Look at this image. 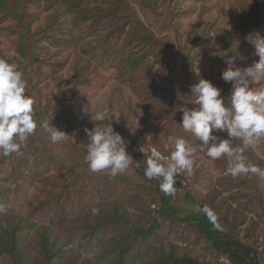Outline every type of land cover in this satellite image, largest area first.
I'll use <instances>...</instances> for the list:
<instances>
[{"label":"rangeland","instance_id":"rangeland-1","mask_svg":"<svg viewBox=\"0 0 264 264\" xmlns=\"http://www.w3.org/2000/svg\"><path fill=\"white\" fill-rule=\"evenodd\" d=\"M256 17L264 0H0V59L23 73L37 121L19 155L0 154V238L15 235V257L3 252L0 264H157L163 253L233 264L195 224L159 214L157 184L138 168L153 148L171 154L169 136L197 149L193 174H177V216L207 206L264 264V177H233L227 157L212 160L179 125L180 109L195 107L191 85L203 78L227 97L221 73L259 60ZM90 107L116 116L101 125L112 124L133 159L115 177L85 160ZM44 120L68 138L51 142ZM243 156L264 169V139Z\"/></svg>","mask_w":264,"mask_h":264},{"label":"clouds","instance_id":"clouds-1","mask_svg":"<svg viewBox=\"0 0 264 264\" xmlns=\"http://www.w3.org/2000/svg\"><path fill=\"white\" fill-rule=\"evenodd\" d=\"M259 60L246 67H228L221 73V78L231 84L230 95H221V89L211 81L199 79L190 86L191 109L182 107L181 123L187 133L199 141L200 151H205L209 158L217 160L227 157L229 173L233 177L245 174H257L264 177V169L245 163L243 150L254 147L264 139V89L253 90L252 85L264 81V37L259 35L250 39ZM229 65L234 61H225ZM26 82L23 73L15 63L0 59V154L19 155L21 148L30 135L37 129L34 119V98L26 94ZM95 122V127L86 129L89 139L85 160L91 172H107L111 177L124 173L133 163L132 157L125 150V141L115 132L112 124L101 125L105 120L116 118L107 108L97 110L83 109ZM51 120L40 122L48 133L51 142H62L68 135L52 126ZM227 133V138L219 139L216 133ZM233 138L242 142L243 147H233ZM173 151L165 156L153 148L148 155L145 176L160 181V190L165 195H173L178 188L177 174H193L195 160L193 147L186 139L169 136ZM169 144L165 145L168 148ZM6 209L0 205V212ZM93 211H96L95 209ZM211 214V210L202 209Z\"/></svg>","mask_w":264,"mask_h":264},{"label":"trees","instance_id":"trees-1","mask_svg":"<svg viewBox=\"0 0 264 264\" xmlns=\"http://www.w3.org/2000/svg\"><path fill=\"white\" fill-rule=\"evenodd\" d=\"M264 20L256 17L255 24H263ZM41 116V115H40ZM42 118V116H41ZM43 119V118H42ZM142 176L157 184L159 189V199L158 204L160 205L159 214L168 215L173 219L179 220H188L192 224H195L198 229L209 239L212 243L223 252L233 264H261L258 259V253L255 247L246 244L238 237L236 230L233 226L222 222L217 214L211 211V214H208L202 209H209L205 205H201L200 209L191 213L186 214L183 217L177 216V208L174 206L170 199L173 198L176 192L173 195H165L159 187L160 181L157 179H148L145 176V169L138 168ZM178 184L176 181V185ZM210 210V209H209ZM154 225L149 226L146 230L141 229L140 227L134 229L135 234L146 233L153 230ZM14 231L13 229L9 233V243L3 242L0 238V254L3 252H8L10 255L15 257L14 250ZM43 244L45 247V235L43 234ZM45 253L49 256V250L45 247ZM157 264H203L194 257H191L186 254L175 255L173 253H163L158 259Z\"/></svg>","mask_w":264,"mask_h":264}]
</instances>
